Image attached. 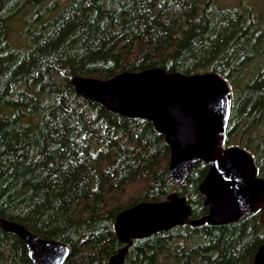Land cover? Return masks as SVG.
Wrapping results in <instances>:
<instances>
[{
    "label": "trees",
    "instance_id": "1",
    "mask_svg": "<svg viewBox=\"0 0 264 264\" xmlns=\"http://www.w3.org/2000/svg\"><path fill=\"white\" fill-rule=\"evenodd\" d=\"M16 21L22 44L11 37ZM154 67L222 75L233 95L225 148L249 150L264 177V17L252 2L0 0V221L66 243L65 264H107L124 246L115 219L130 206L178 192L192 219L207 215L204 162L174 184L171 147L151 120L71 84ZM263 243L264 205L238 221L134 239L125 264H251ZM0 264H33L1 225Z\"/></svg>",
    "mask_w": 264,
    "mask_h": 264
},
{
    "label": "water",
    "instance_id": "2",
    "mask_svg": "<svg viewBox=\"0 0 264 264\" xmlns=\"http://www.w3.org/2000/svg\"><path fill=\"white\" fill-rule=\"evenodd\" d=\"M71 84L110 111L151 120L171 147L169 172L174 184H183L201 162L209 167L199 186L209 206L207 215L192 219L191 205L177 192L163 201L130 206L115 219L124 246L107 264H125L134 239L185 224L238 221L264 205V178L258 175L253 154L244 147L225 148L233 95L222 75L154 67L108 79L75 76ZM0 225L21 238L33 264H65L71 253L66 243L40 237L19 222L2 218ZM251 264H264V243Z\"/></svg>",
    "mask_w": 264,
    "mask_h": 264
},
{
    "label": "rangeland",
    "instance_id": "3",
    "mask_svg": "<svg viewBox=\"0 0 264 264\" xmlns=\"http://www.w3.org/2000/svg\"><path fill=\"white\" fill-rule=\"evenodd\" d=\"M220 4L225 6H240L252 2L264 17V0H219ZM11 37L16 44H22L26 39L24 26L21 22H14L11 27Z\"/></svg>",
    "mask_w": 264,
    "mask_h": 264
},
{
    "label": "bare ground",
    "instance_id": "4",
    "mask_svg": "<svg viewBox=\"0 0 264 264\" xmlns=\"http://www.w3.org/2000/svg\"><path fill=\"white\" fill-rule=\"evenodd\" d=\"M257 166V165H256ZM257 168H258V166H257ZM258 175H259V173H258ZM261 177V176H260ZM264 178V177H263ZM176 185H180V184H176ZM172 193H175V192H172ZM178 193V192H177ZM179 194V193H178ZM170 195V194H169ZM168 195V196H169ZM182 196V195H181ZM185 197V196H184ZM207 206V205H206ZM209 207V206H208ZM261 246V245H260ZM109 261V260H108Z\"/></svg>",
    "mask_w": 264,
    "mask_h": 264
}]
</instances>
